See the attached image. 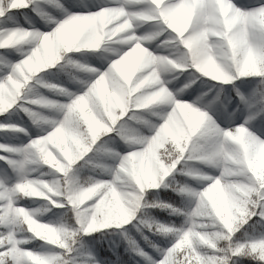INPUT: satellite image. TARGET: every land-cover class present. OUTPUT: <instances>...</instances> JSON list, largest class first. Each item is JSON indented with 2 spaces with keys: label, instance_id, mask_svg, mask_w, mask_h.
<instances>
[{
  "label": "snow or ice",
  "instance_id": "obj_1",
  "mask_svg": "<svg viewBox=\"0 0 264 264\" xmlns=\"http://www.w3.org/2000/svg\"><path fill=\"white\" fill-rule=\"evenodd\" d=\"M0 264H264V0H0Z\"/></svg>",
  "mask_w": 264,
  "mask_h": 264
}]
</instances>
